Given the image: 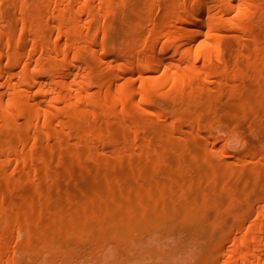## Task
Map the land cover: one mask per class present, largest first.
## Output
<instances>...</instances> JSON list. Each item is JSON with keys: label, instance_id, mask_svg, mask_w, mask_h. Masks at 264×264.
Here are the masks:
<instances>
[{"label": "bare ground", "instance_id": "1", "mask_svg": "<svg viewBox=\"0 0 264 264\" xmlns=\"http://www.w3.org/2000/svg\"><path fill=\"white\" fill-rule=\"evenodd\" d=\"M173 229L171 264H264V0H0V264Z\"/></svg>", "mask_w": 264, "mask_h": 264}, {"label": "rangeland", "instance_id": "2", "mask_svg": "<svg viewBox=\"0 0 264 264\" xmlns=\"http://www.w3.org/2000/svg\"><path fill=\"white\" fill-rule=\"evenodd\" d=\"M129 1H132V0H129ZM252 86H253V84H252ZM226 100L228 102V100L230 101L231 99L227 98V96H225V98L224 97L222 98V101H225L226 102ZM232 102H233V100L230 103L232 104ZM258 116H259V114L257 116L255 115V117H252V116H243L241 114H235L232 117V120L235 121L234 124H237L241 128V130L245 133V136L249 140H252L253 141L254 140V136H252V133H251V130H252V125L251 124H252L253 120L258 119ZM55 168L53 167V169H55ZM99 172H97V173H99ZM61 176H62L61 179L59 178L60 177L59 176L58 177L59 180L56 181L59 184L55 182L56 185L58 184V186H59L58 187V190L61 191L60 193L63 192L62 191L63 188H64L63 186H66V185L68 186V183H70L68 180L72 181L70 178H68L67 179L68 183L66 184L65 182H67V181H65V179L68 176L66 177V175H64L66 178L62 174H61ZM87 176L88 175H85L84 177H87ZM88 179L89 178H87V180ZM53 180L51 181V185H54V181L55 180L54 181ZM79 180H77L79 182V184H80V182L82 183L83 180H80V181ZM87 180H85V181H87ZM83 183H85V182L83 181ZM61 185H62V187H61ZM80 185H82V184H80ZM19 186H21L22 188L19 187ZM19 186L18 185H15V187H12V188L18 187L16 189H14V191L15 190L17 191V189H18V192H19L21 189H23V185H19ZM67 186L65 187L66 189H68V187H69V186L68 187ZM72 186H73V182H72ZM26 187H25V189H26ZM59 188H61V189H59ZM52 189H54V188H52ZM23 190H22V192H24ZM64 191H66V190H64ZM12 192H13V190H12ZM18 192H15V193H18ZM193 192L194 191L189 192V196H192L193 195ZM20 193H21V191H20ZM191 225L188 223L187 224V227L190 226L188 228H191ZM187 232L188 231H186V230H185V232H183V231L181 232L179 229H175V230L173 229V230H167L165 232H157L156 234H154L156 236V240L159 241V243H158L157 246H155L156 248L154 247L155 249H151V251L150 250L148 251L149 252L148 255H144V258L145 259H143V262H141L140 264H171L173 262H176V260H178L180 262H183V263L186 262L189 259V256L192 254L191 247L193 246V244L194 245L195 244L198 245V241L197 242L196 241L194 242L195 239L193 238L194 239L193 240L192 239V236L190 234H187ZM199 243H200V241H199ZM140 244H141L140 242H137V243H135V246H138ZM148 248H151V247L149 246ZM88 252L86 253V258L88 257L87 259H89V256L88 255L90 253H92V252H89V253ZM81 255H82V253H81ZM81 255H79V256L80 257H83L84 256L83 258H85V255H82V256ZM93 255H94V253L91 254L90 256H93ZM118 255H119L118 256V259L121 260V258H122L126 262V264H136L135 262H132L133 256H134V254H133L132 251H129L128 249L123 248V249L119 250V254ZM92 261H95V260H92ZM92 261L89 260V261H87V263H83V264H99L97 262L96 263L95 262L92 263ZM180 262H178V263H180ZM183 263H181V264H183ZM57 264H61V263L60 262H57Z\"/></svg>", "mask_w": 264, "mask_h": 264}]
</instances>
